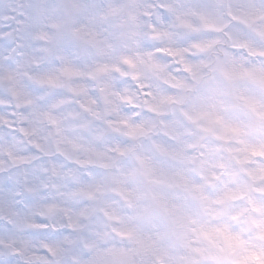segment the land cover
I'll list each match as a JSON object with an SVG mask.
<instances>
[{"label": "clouds", "instance_id": "9594fccd", "mask_svg": "<svg viewBox=\"0 0 264 264\" xmlns=\"http://www.w3.org/2000/svg\"><path fill=\"white\" fill-rule=\"evenodd\" d=\"M169 2L184 11L194 0H0V242L17 249L12 256L0 247V264H94L109 250L123 255L106 254L104 264H264V239L251 222L264 227V192L255 190L264 188V173L244 171L264 160L238 164L243 153L226 149L242 145L188 120L196 93L180 103L166 99L183 95L166 81L184 76L155 51L168 45L155 31H178L176 13L159 7ZM113 5L115 15L108 13ZM236 29L255 39L264 18L227 31L234 37ZM89 32L105 45L90 43ZM216 35L220 59L227 53L264 73V54L234 49L233 39ZM257 46L264 52V43ZM234 88L221 111L238 95L264 107L257 80L242 77ZM225 223L243 244L229 249L218 234L199 235L201 225Z\"/></svg>", "mask_w": 264, "mask_h": 264}, {"label": "snow or ice", "instance_id": "6c2138e0", "mask_svg": "<svg viewBox=\"0 0 264 264\" xmlns=\"http://www.w3.org/2000/svg\"><path fill=\"white\" fill-rule=\"evenodd\" d=\"M159 7L176 13L175 26L178 31L175 33L166 30L163 32L155 31L153 33L155 37L163 35L168 38V45L157 47L155 51L166 55L176 65L175 72L184 73V76L173 74L166 81L171 87L181 90L183 95L168 96L166 99L170 102L180 103L185 95L196 93L192 110L184 112L188 120L203 121V124L198 123V126L220 141L227 142L234 139L242 145L240 148L228 147L226 149L230 153H243V155L235 157L238 164L252 162L251 158L264 160V107L252 97L238 95L235 96L237 102L230 106L231 110L221 111L224 104L222 98L235 93L234 85L237 80L242 77H250L264 85V73L257 69L242 68L235 59H228L227 53H225L226 59H220L216 47L221 42L219 35L216 34L223 33L234 40L231 45L234 49H242L249 54H264V52H260L257 46L258 42L264 43V30H258L259 35L255 39L241 29L235 30L234 37L232 33L227 31L230 24H248L249 21L256 18H264V4H259L257 0H227V4H225V0H205V2L194 0L184 11H177L171 2L160 4ZM118 11V7L114 5L108 8V13L112 15L117 14ZM6 19L15 22L12 13H9ZM131 19L134 20L135 17ZM3 39L4 37L0 36V41ZM87 39L97 47H103L106 43L104 39L98 38L96 32H89ZM122 59L124 63L134 66L130 57L124 56ZM106 67V65H101L98 71H104ZM150 67L157 71L163 70L160 65L156 64H152ZM63 71L68 75L77 74L74 69L68 66H65ZM47 82L52 84L55 81L49 79ZM149 108L153 111L156 110L152 105H149ZM214 148H218V146H214ZM225 166V163L220 164V167ZM244 171L249 176H255L257 171L264 173V165L259 169L245 168ZM185 186H188L187 182H185ZM191 189L197 194L200 193V189L196 185H191ZM255 190L264 192V188ZM86 194L92 196V192ZM225 196L234 199L236 196H243V193L228 192L225 193ZM199 198L201 201L207 199L202 194ZM55 207L52 205L49 210L52 211ZM253 208H257V205L253 204ZM212 214L218 215L220 213L219 210H212ZM232 219H236V216H233ZM251 222L260 228L257 235L264 239V227H261L260 223L254 219ZM74 226L70 221L69 227ZM31 227L47 229L49 225L33 223ZM51 227L55 228L56 226L52 225ZM120 234L128 235L129 233ZM217 234L224 239L229 249L233 244H243L240 237L231 232L226 223L216 226L206 224L200 226L199 235L201 236L210 237ZM67 242L71 243V241ZM0 247L10 249L12 256L17 254V249L12 241L0 242ZM44 247L49 253L55 254L54 250L49 248L47 244ZM106 254L113 257L123 255L120 252L109 250L107 253H102L94 264H104L103 256ZM255 255L253 253L254 257ZM213 259L219 258L213 257Z\"/></svg>", "mask_w": 264, "mask_h": 264}]
</instances>
